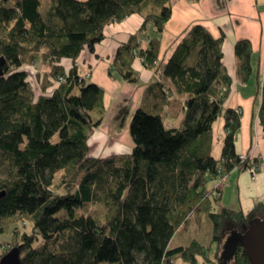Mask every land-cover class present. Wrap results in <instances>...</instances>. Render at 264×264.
I'll use <instances>...</instances> for the list:
<instances>
[{
	"label": "trees",
	"instance_id": "obj_1",
	"mask_svg": "<svg viewBox=\"0 0 264 264\" xmlns=\"http://www.w3.org/2000/svg\"><path fill=\"white\" fill-rule=\"evenodd\" d=\"M172 13L170 0H0V56L8 60L0 79V167L12 169L0 179V234L12 235L0 260L19 248L22 264H176V257L251 264L240 238L258 219L228 207L216 211L223 192L209 187L236 169L260 166L235 148L243 114L225 104L233 84L223 62L225 38L196 25L160 61ZM133 15L144 23L108 74L141 85L133 64L139 58L158 78L147 84L132 118L131 155L95 158L89 141L107 114L106 90L79 74L78 60L85 50L95 52L106 28ZM235 53L239 80L257 82L264 129V66L255 64L249 40L237 43ZM174 94L184 98L178 127L165 118ZM222 116L226 138L216 158L214 125ZM95 204L105 211L101 220L84 211ZM196 212L209 216L216 244L227 222L236 224L216 262L212 247L197 239L170 249ZM29 223L32 231H21Z\"/></svg>",
	"mask_w": 264,
	"mask_h": 264
},
{
	"label": "crops",
	"instance_id": "obj_2",
	"mask_svg": "<svg viewBox=\"0 0 264 264\" xmlns=\"http://www.w3.org/2000/svg\"><path fill=\"white\" fill-rule=\"evenodd\" d=\"M170 4L173 13L162 36L160 61L169 60L177 45L196 25L209 30L215 39L225 38L223 62L233 82L231 95L225 104L226 108L238 109L243 114L235 148L239 155L253 153L260 162L261 170L254 178L248 171L238 169L228 176L216 211L228 207L241 210L246 215L251 214L258 220L263 219L264 129L258 117L262 102L257 82L251 80L242 83L238 78L235 46L243 40H249L264 66V0H170ZM143 23L142 16L133 15L109 26L105 29L106 39L98 44L95 52L85 50L78 60L79 74L89 76L90 81L106 90L107 114L102 126L94 131L89 141L90 154L95 158L114 155V146L118 144L127 145L132 150L135 146L129 130L132 118L141 105L147 84L158 78V75L147 70L139 58L133 64L141 75V85L120 83L112 79L108 71L118 51L128 44ZM62 64L68 70L73 68L70 60ZM182 101V96L175 95L173 104L167 107L165 118L170 126H179L181 118L177 117L180 110L178 102ZM110 152L113 154L109 155ZM209 187L211 191L215 190L220 187L219 181H210Z\"/></svg>",
	"mask_w": 264,
	"mask_h": 264
},
{
	"label": "rangeland",
	"instance_id": "obj_3",
	"mask_svg": "<svg viewBox=\"0 0 264 264\" xmlns=\"http://www.w3.org/2000/svg\"><path fill=\"white\" fill-rule=\"evenodd\" d=\"M254 59H255V64H257L258 60H259L258 55L255 54ZM124 119H125V117L123 118V120ZM166 122L168 123V121H166ZM224 122H225V119L222 116L214 125V127H215L214 128L215 141H214V147H213V149H214L213 154L216 158L221 157V155L223 153V149H224L223 144H224V140L226 138L225 137L226 131H225ZM124 125H126V120H125ZM257 169L261 170L260 166H258ZM247 171H248V169H247ZM11 172H12V169L10 168V166L8 164H6L4 167H0V179L4 180L5 178L9 177ZM248 172L254 178L255 176L258 175V173L260 171L258 173H256V175H254L250 171H248ZM226 179H227V177L225 178V180H222L221 182H219L220 187H217V188L220 189V191H222V187L225 186ZM56 189L60 195L65 194L68 191V188L66 186L61 185L60 183L57 184ZM84 211L87 214H93L94 217L98 218L99 220L102 219V217L104 216V213H105V211L102 208H100V206L97 204L86 207ZM226 225L227 226H226V229L224 230L223 238H222L221 242L217 243V244L213 243V238H214L213 226H212V223H211L209 216L206 214H203V213H197L196 212L182 226V228L176 232V234L173 237V241L171 242L170 249L188 246L192 241L197 239L198 241H200V243L203 246L212 247V250L209 252L210 259L215 260L216 254H217V258H223V255L225 252V245L228 243V241L232 237L231 236L232 231H234L236 229V224H234V222L232 220H229ZM32 228H33V225L31 223H29L28 226L27 225L25 226L24 224L20 225V229L23 232L30 233L32 231ZM11 236H12L11 234H8V235H1L0 234V253H2V251H5L6 249L9 248L8 243L11 241ZM198 259H199L198 264H215V263H211L209 261L204 260L202 257H199ZM175 260H176V264H190L187 261H184L180 257H176ZM229 260H230V258H229ZM215 262H216V260H215ZM220 262L222 264L221 260H220ZM229 262H231V261H229Z\"/></svg>",
	"mask_w": 264,
	"mask_h": 264
},
{
	"label": "water",
	"instance_id": "obj_4",
	"mask_svg": "<svg viewBox=\"0 0 264 264\" xmlns=\"http://www.w3.org/2000/svg\"><path fill=\"white\" fill-rule=\"evenodd\" d=\"M8 60L0 56V79L5 76ZM256 222V221H255ZM240 242L246 248L251 264H264V220H257ZM0 264H22L20 249L14 248L0 260Z\"/></svg>",
	"mask_w": 264,
	"mask_h": 264
},
{
	"label": "built area",
	"instance_id": "obj_5",
	"mask_svg": "<svg viewBox=\"0 0 264 264\" xmlns=\"http://www.w3.org/2000/svg\"><path fill=\"white\" fill-rule=\"evenodd\" d=\"M89 79V76H86ZM60 83H65L66 79L65 78H60ZM240 158H242V160L246 161L248 159L250 160H257L256 157H254L253 153H246L240 156ZM248 171L252 172L254 175H256V173H258L259 169H257V166L252 165L250 167L247 168Z\"/></svg>",
	"mask_w": 264,
	"mask_h": 264
},
{
	"label": "clouds",
	"instance_id": "obj_6",
	"mask_svg": "<svg viewBox=\"0 0 264 264\" xmlns=\"http://www.w3.org/2000/svg\"><path fill=\"white\" fill-rule=\"evenodd\" d=\"M131 147L123 144H118L114 146V154L117 156H124V155H131ZM113 153L110 152L109 155H112Z\"/></svg>",
	"mask_w": 264,
	"mask_h": 264
}]
</instances>
